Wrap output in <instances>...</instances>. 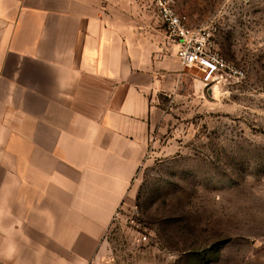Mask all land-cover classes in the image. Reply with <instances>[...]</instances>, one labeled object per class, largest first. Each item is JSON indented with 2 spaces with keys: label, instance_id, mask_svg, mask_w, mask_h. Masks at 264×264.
<instances>
[{
  "label": "crops",
  "instance_id": "0c3cea01",
  "mask_svg": "<svg viewBox=\"0 0 264 264\" xmlns=\"http://www.w3.org/2000/svg\"><path fill=\"white\" fill-rule=\"evenodd\" d=\"M115 8L0 0V264H96L135 200L154 98L186 71Z\"/></svg>",
  "mask_w": 264,
  "mask_h": 264
},
{
  "label": "rangeland",
  "instance_id": "374dc122",
  "mask_svg": "<svg viewBox=\"0 0 264 264\" xmlns=\"http://www.w3.org/2000/svg\"><path fill=\"white\" fill-rule=\"evenodd\" d=\"M112 3L129 28L157 31L160 47L171 39L153 0ZM177 9L242 77L207 85L187 68L174 95L154 98L135 200L96 264H264V0H177Z\"/></svg>",
  "mask_w": 264,
  "mask_h": 264
},
{
  "label": "built area",
  "instance_id": "2783aa9c",
  "mask_svg": "<svg viewBox=\"0 0 264 264\" xmlns=\"http://www.w3.org/2000/svg\"><path fill=\"white\" fill-rule=\"evenodd\" d=\"M153 1L161 21L170 32V38L179 44L177 58L183 69L194 67L200 69L205 74L207 85L220 83L224 78L228 80L242 77L241 71L231 66L221 54L213 50L205 34L190 28L189 17L177 9V0ZM120 211L116 214V220L120 216Z\"/></svg>",
  "mask_w": 264,
  "mask_h": 264
},
{
  "label": "clouds",
  "instance_id": "9594fccd",
  "mask_svg": "<svg viewBox=\"0 0 264 264\" xmlns=\"http://www.w3.org/2000/svg\"><path fill=\"white\" fill-rule=\"evenodd\" d=\"M14 249L13 248H10L7 252L4 253L5 257L11 261L12 258H13V253H14Z\"/></svg>",
  "mask_w": 264,
  "mask_h": 264
}]
</instances>
